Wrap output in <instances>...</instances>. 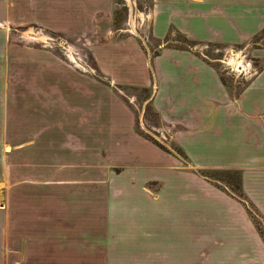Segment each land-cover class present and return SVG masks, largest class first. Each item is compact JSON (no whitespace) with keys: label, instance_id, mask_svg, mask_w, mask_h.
Here are the masks:
<instances>
[{"label":"rangeland","instance_id":"obj_1","mask_svg":"<svg viewBox=\"0 0 264 264\" xmlns=\"http://www.w3.org/2000/svg\"><path fill=\"white\" fill-rule=\"evenodd\" d=\"M90 1L78 18L54 2L0 10V264H264V171L217 167L183 144L188 126L159 108L151 70L164 48L184 49L236 96L264 65V31L155 38L153 0ZM127 37L147 87L99 62Z\"/></svg>","mask_w":264,"mask_h":264},{"label":"crops","instance_id":"obj_2","mask_svg":"<svg viewBox=\"0 0 264 264\" xmlns=\"http://www.w3.org/2000/svg\"><path fill=\"white\" fill-rule=\"evenodd\" d=\"M18 1L28 0H0V10L14 9L12 3ZM34 1L60 3L56 10L71 13L63 18H78L80 2L90 0ZM96 1L110 10L111 0ZM153 1L155 38H163L171 27L196 41L247 42L264 31V0ZM111 46L98 50L103 71L117 83L149 86L148 64L137 40L127 37ZM260 55L264 58V49ZM151 70L160 86L159 108H167L169 115L176 114L188 126L183 144L198 147L203 160L214 166L244 168L248 164L249 172L252 168L264 171V65L236 96L230 95L213 68L184 49L164 48L154 57Z\"/></svg>","mask_w":264,"mask_h":264}]
</instances>
